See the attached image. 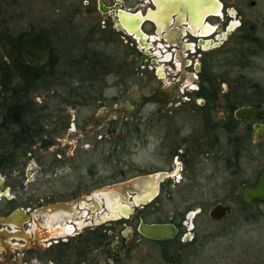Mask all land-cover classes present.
I'll use <instances>...</instances> for the list:
<instances>
[{"label": "flooded vegetation", "instance_id": "af4514ba", "mask_svg": "<svg viewBox=\"0 0 264 264\" xmlns=\"http://www.w3.org/2000/svg\"><path fill=\"white\" fill-rule=\"evenodd\" d=\"M79 1L98 19L86 49L114 48L87 93L105 117L55 116L64 137L18 152L8 170L24 203L0 172V264H264L238 250L241 227L264 221V202L241 200L264 166V0ZM231 168L237 193L208 203L205 185ZM156 225L166 237L141 232Z\"/></svg>", "mask_w": 264, "mask_h": 264}, {"label": "trees", "instance_id": "16d2710c", "mask_svg": "<svg viewBox=\"0 0 264 264\" xmlns=\"http://www.w3.org/2000/svg\"><path fill=\"white\" fill-rule=\"evenodd\" d=\"M0 48V172H4L14 166L20 150L46 134L50 123H57L51 121L56 111L50 100L37 104L32 94L64 90L52 99L74 107L89 103L87 93L96 90L91 85L111 74V58L104 51L85 49L76 63L67 65L71 73H66L61 69L66 52H59L52 33L43 29L13 34L0 27Z\"/></svg>", "mask_w": 264, "mask_h": 264}, {"label": "rangeland", "instance_id": "374dc122", "mask_svg": "<svg viewBox=\"0 0 264 264\" xmlns=\"http://www.w3.org/2000/svg\"><path fill=\"white\" fill-rule=\"evenodd\" d=\"M80 3L79 0H0V27L13 34L29 32L31 29L50 31L52 33L53 44L57 50L59 52H62L61 50L66 52L67 60L65 61L63 58L62 66L64 68L61 66V69L64 71L67 70L66 73H71L70 69L67 68V65L82 57L86 47L88 48L86 38L92 30L91 27L95 26L98 20L95 12L87 11V9L82 6V3ZM100 36H104V34H100ZM98 48L108 54L114 52L112 46H99ZM58 55H60V53H58ZM97 85H99L97 90L100 91L109 86L104 80ZM62 91L64 90H57V92L54 91L53 94H51V91H39L33 93L32 97L34 102L38 104L50 100L52 109L56 111V113L51 115V119L53 116H60L62 123L65 122L66 119L68 120L72 117H75L80 121L89 118L93 122H97L98 119L105 117V114H99L103 105L95 104L91 108L90 103H86L79 105L78 109L73 110L70 105L58 102L57 98L52 99L54 94L56 95V93H61ZM57 104L59 105L58 107H56ZM104 106L109 107L108 104H104ZM47 132L51 133V135L53 134V137L55 138L64 137L62 130L57 131L52 127H50ZM108 161L109 158H102V166L105 164L108 166ZM208 165H210V163H208ZM214 165L215 163L213 162L211 167H214ZM124 166L127 167V165H122V167ZM149 166L160 168V165L157 162H154L152 158H149ZM257 166V163L246 164V167L252 173ZM7 171L8 172L5 176L9 181L8 185L11 189H16L14 194L11 193L10 196L19 193L14 205L24 203L25 200L21 197V191L17 189V185H14V182L12 181L13 179L9 178V176L13 175H10L13 171ZM234 172L235 170L231 168L225 174L216 173L213 180L211 179V182L205 185V188L211 191V200L208 203L213 202L214 204L217 201L224 203L225 199L232 196L233 193H237L240 175ZM123 183H126V181H123L122 184ZM5 186H7L6 183ZM105 188V186L102 187L100 191H106ZM72 198L73 196L70 197V199ZM75 211L76 208H74V212ZM237 215L239 216V213L234 212L232 213V216L226 220L214 225V234H217L222 229L228 227L230 222L234 220ZM2 218L3 217L0 216V219ZM5 228H7V226L0 227V234L7 235ZM8 228L11 232L15 230L13 224H10ZM79 232L82 231L80 230ZM241 240V249L237 248L238 250H241V253H252L257 249H261L264 254V221L258 223L256 226L245 225L241 227ZM255 247L257 249H255Z\"/></svg>", "mask_w": 264, "mask_h": 264}, {"label": "water", "instance_id": "95a60500", "mask_svg": "<svg viewBox=\"0 0 264 264\" xmlns=\"http://www.w3.org/2000/svg\"><path fill=\"white\" fill-rule=\"evenodd\" d=\"M241 111L237 112L239 114ZM241 200L245 204H250L252 202H264V166L260 168L256 181L247 185L241 191ZM229 209L227 207L215 206L211 211V217L214 219L223 217L226 211ZM170 228L167 226H143L141 232L153 239H161L166 237Z\"/></svg>", "mask_w": 264, "mask_h": 264}]
</instances>
